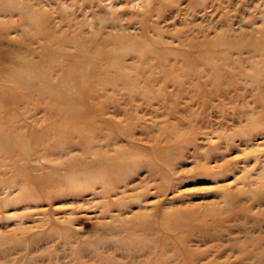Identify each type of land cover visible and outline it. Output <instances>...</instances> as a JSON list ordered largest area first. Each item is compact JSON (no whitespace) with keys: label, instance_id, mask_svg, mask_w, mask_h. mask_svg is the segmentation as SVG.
I'll return each instance as SVG.
<instances>
[{"label":"rangeland","instance_id":"1","mask_svg":"<svg viewBox=\"0 0 264 264\" xmlns=\"http://www.w3.org/2000/svg\"><path fill=\"white\" fill-rule=\"evenodd\" d=\"M10 1L0 264H264V0Z\"/></svg>","mask_w":264,"mask_h":264},{"label":"bare ground","instance_id":"2","mask_svg":"<svg viewBox=\"0 0 264 264\" xmlns=\"http://www.w3.org/2000/svg\"><path fill=\"white\" fill-rule=\"evenodd\" d=\"M8 1H10V0H8ZM11 3H20L19 1H14V0H11L10 1ZM23 3V2H22ZM26 3V2H25ZM149 3V2H148ZM28 15H29V19L30 20H32L33 22H35V23H39V21L40 20H38L37 18V16H39V14L37 13V12H35V11H29L28 12ZM27 152V151H26ZM26 152H24L23 153V159H30V157L28 156L29 154L28 153H26ZM118 156H120V155H118ZM102 165H100V167H101ZM71 168V172H72V177L71 178H69V179H67L68 181H72V182H75V181H77V180H80V181H84V179L83 178H88V177H91L90 175H88V174H86V175H78L77 173H79V171L76 169V166H71L70 167ZM83 177V178H82ZM38 187H43L44 189L47 187V184H45V183H40L39 185H38ZM28 190V188H26L25 187V189L23 190V193L24 192H26L25 193V196H28V194H29V192L27 191Z\"/></svg>","mask_w":264,"mask_h":264}]
</instances>
